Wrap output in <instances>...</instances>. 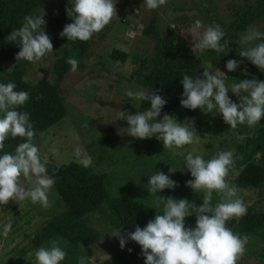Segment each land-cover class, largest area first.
<instances>
[{
	"label": "rangeland",
	"instance_id": "374dc122",
	"mask_svg": "<svg viewBox=\"0 0 264 264\" xmlns=\"http://www.w3.org/2000/svg\"><path fill=\"white\" fill-rule=\"evenodd\" d=\"M113 2H116L117 15L90 39L83 67L78 68L75 73L69 69L59 83V93L66 102L67 114L35 137L33 143L40 150L41 161L58 166L71 161L78 163L85 156L91 157V166L103 176L104 188L110 196L123 195L148 203L153 206L155 215L163 214L165 201L161 197L187 199L190 205L199 206L203 203L204 192L195 193L185 183L193 179L184 167L187 153L191 151L205 160L222 151L234 153L238 145L258 128L259 123L255 127L238 124L232 129L221 115L215 112L206 114L200 109L197 114L181 123L194 122L195 142L182 149L169 151L155 137L141 140L129 136L126 132L127 121L118 119L119 112H141V100L127 97L125 91H145L132 80V75L142 58L154 55L163 35L173 33L179 49H192L207 26L219 25L223 30L236 10L245 8L254 0H167L165 5L155 10L146 9L143 0ZM66 7H71L68 0H37L29 15L35 16L44 11L47 24L63 14L68 24L72 21L66 14ZM197 19L202 21L203 26L195 29L194 22ZM252 27L264 32V19L255 22ZM44 31L46 32V26ZM245 32L240 34V38ZM224 39L227 40L225 37ZM241 46L242 49L249 47ZM113 49L126 52L125 61L111 59L109 55ZM192 50L200 58L201 72L207 67L211 73L219 75L230 89V99L239 103L238 97L231 92V86L240 82L239 73L228 71L226 62L235 59L241 61L242 65L243 57L236 52L231 42L223 53L211 49L203 52ZM59 57L60 51L53 45V51L39 61L21 60L26 65L22 78L30 83L41 78L54 83ZM12 66L13 64H9L8 69ZM262 74L264 81V72ZM162 117L160 115L157 119ZM53 146L58 149L56 155L49 151ZM77 149L80 150L79 155ZM14 152L15 150L10 153ZM250 160L264 166V145L251 153ZM171 167L177 170L169 173ZM156 172L169 175L178 186L156 194L149 193L147 182ZM227 183L238 189L233 199L241 198L247 207L264 211V183L259 187L242 188L233 183L232 177ZM20 184L26 189L32 187L22 176ZM48 199V208H43L39 203L33 204L30 199L17 203L10 200L8 204L0 206V264H17L18 257L20 264H31L26 259L27 254L34 253L40 247L51 248L53 242H58V246L66 252V257L60 264H79L81 257L85 258V264H96L126 249V245L122 249L118 238L110 235L117 228L114 224L115 214L109 202L88 215L89 224L98 233L97 239L90 245L80 242L73 244L58 235L40 247L33 248V234L61 209L53 187L48 192ZM220 202L221 199L218 203ZM239 218H233L227 222V226L231 228L233 220ZM195 222L194 213L185 217L186 227H194ZM8 223L11 224V231L5 237L3 228ZM248 237L246 251L237 264H264V242L253 236ZM135 264H144V260L137 259Z\"/></svg>",
	"mask_w": 264,
	"mask_h": 264
},
{
	"label": "clouds",
	"instance_id": "9594fccd",
	"mask_svg": "<svg viewBox=\"0 0 264 264\" xmlns=\"http://www.w3.org/2000/svg\"><path fill=\"white\" fill-rule=\"evenodd\" d=\"M68 3L71 7H66V14L72 22L66 24L59 33L61 37H67L68 41H88L117 15L116 2L113 0H68ZM166 3L167 0H143L144 7L148 10H155ZM45 15L43 11L35 16H25L22 26L13 29L8 35L7 40L15 42L20 49L16 53V61L36 62L53 51L51 39L44 31ZM202 26L201 20H195V29ZM224 35L219 25L207 26L192 49L200 52L211 49L223 53L229 47V41L224 39ZM258 40L261 42L240 51L239 55L264 72V32L249 26L241 36L240 43L251 45ZM66 63L71 66V72L78 70V60L68 58ZM240 63L241 61L229 59L226 68L230 72L236 71ZM202 77L183 76L181 107L191 110L199 108L206 114L215 112L232 129L238 124L255 127L264 118V81L242 79L233 84L231 92L239 99V103H236L230 99V89L219 75L204 67ZM16 87L12 82L0 83V150L9 137L24 140L17 145L14 153L0 155V206L8 204L10 200L17 203L30 199L33 204L39 203L43 208H48V192L55 181L47 175L46 162L41 161L40 150L33 143L36 132L30 122V114L18 110L29 100V94L23 90H15ZM125 95L136 100L150 101V108L145 112H119L118 119L127 121L126 132L129 136L141 140L155 137L169 151L182 149L195 142L194 122L181 124L167 113L162 119H157L167 101L156 91L149 93L127 89ZM49 151L53 155L58 154L55 146ZM79 153L80 150L77 149V154ZM78 163L87 168L92 163L91 157H82ZM233 165V151H222L209 160L189 151L185 156L184 167L193 179L185 183L195 193L204 192L203 203L197 206L190 205L187 199L161 197L165 201L163 214H156L143 228L136 225L133 232L122 234L119 228L113 229L110 235L118 238L122 249L128 240L136 242L141 248L144 264H237L246 251L249 237L234 233L227 226V222L233 218L247 213L243 200L233 199L238 189L229 186L226 181ZM176 170L171 167L169 173ZM21 176L32 185L31 188L21 186ZM147 183V191L152 194L178 186L176 181L163 172L150 176ZM214 191L221 196L222 202L213 207L211 201ZM193 213L196 216L195 226L186 227L185 217ZM10 231L11 224H5L3 235L7 237ZM128 250L131 252V249ZM65 257L66 252L58 246V242H53L51 248L40 247L34 253H28L26 259L31 264H60ZM79 264H85L84 257L80 258Z\"/></svg>",
	"mask_w": 264,
	"mask_h": 264
},
{
	"label": "trees",
	"instance_id": "16d2710c",
	"mask_svg": "<svg viewBox=\"0 0 264 264\" xmlns=\"http://www.w3.org/2000/svg\"><path fill=\"white\" fill-rule=\"evenodd\" d=\"M37 0H0V83L12 82L16 84L17 91L28 92L29 100L19 111L30 114L37 137L48 127L52 126L67 114V105L59 93V83L64 73L70 69L66 63L68 58L78 60V68L83 67L88 41H68L59 33L67 24L62 14L46 24V33L49 35L54 47L60 51L56 64V80L54 83L41 78L30 83L22 78L26 65L21 60L16 61V53L20 50L15 42L7 40L13 29H18L36 5ZM264 19V0H254L245 8L234 12L231 20L223 28L224 37L231 42L239 54L242 49L240 34L247 31L249 26ZM261 41H254L249 47ZM110 58L119 62L126 59V52L113 49ZM13 64L11 69L8 65ZM200 58L191 48L179 49L173 33L163 35L152 57L142 58L132 75V80L143 87L146 92L156 91L167 103L161 110L172 115L178 122L183 123L199 112L181 107L180 99L183 93L181 80L184 75L195 78L202 77ZM245 69L247 72L245 73ZM239 79H257L262 81L261 70L243 57L242 65L236 70ZM148 75H145V73ZM150 108V101L141 100L139 109L145 112ZM2 115V114H0ZM34 137V138H35ZM264 118L259 122L258 128L238 145L234 154V165L229 169L226 181L232 177L233 183L239 187H259L264 183V166L250 160V155L260 145H264ZM24 142L23 138L9 137L4 142L0 155L15 150L18 144ZM43 162V161H42ZM47 175L54 179V190L61 203L59 212L54 213L45 224L32 236V247L38 248L54 236H62L73 244L78 242L90 245L97 237V231L89 224L88 215L109 202L115 214L114 224L120 228L122 234L135 231V226L141 228L155 217L152 205L139 200L116 195L110 196L104 188V178L90 165L85 168L79 163L71 161L58 166L46 162ZM236 171V173H234ZM221 196L213 192L212 205H216ZM231 230L241 236H253L264 242V211H256L247 207V213L238 220H233ZM128 249H131L129 252ZM140 246L131 240L126 243V249L120 251L96 264H135L137 259H143ZM20 264V258H17Z\"/></svg>",
	"mask_w": 264,
	"mask_h": 264
}]
</instances>
